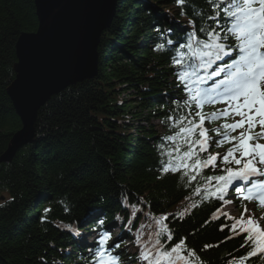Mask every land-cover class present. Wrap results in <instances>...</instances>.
Returning <instances> with one entry per match:
<instances>
[{
    "label": "trees",
    "instance_id": "16d2710c",
    "mask_svg": "<svg viewBox=\"0 0 264 264\" xmlns=\"http://www.w3.org/2000/svg\"><path fill=\"white\" fill-rule=\"evenodd\" d=\"M193 3L207 8L204 0ZM193 19L192 9L175 0H117L100 39L97 75L49 99L38 113L34 141L3 163L22 127L7 93L16 43L36 32L38 19L35 0H0V264H92L88 249L98 247L99 237L87 243V233L112 223L147 240L154 218L178 214L199 199L179 174L158 178L159 144L173 131L165 120L183 93L174 53L154 48L161 36L182 42ZM220 207L205 202L183 219L169 217L175 236L187 237L203 264H229L248 251L240 248L242 237L228 240L229 230H219L224 217L213 215ZM132 251L124 259L137 264L139 246Z\"/></svg>",
    "mask_w": 264,
    "mask_h": 264
},
{
    "label": "snow or ice",
    "instance_id": "6c2138e0",
    "mask_svg": "<svg viewBox=\"0 0 264 264\" xmlns=\"http://www.w3.org/2000/svg\"><path fill=\"white\" fill-rule=\"evenodd\" d=\"M175 3L191 8L194 19L182 42L161 36L154 48L174 53L171 62L183 93L165 120L173 131L159 144L158 178L179 174L199 198L189 208L220 203V215H213L216 220L224 217L219 230H229L228 240L242 237L240 248L248 249L229 264H247L253 258L264 264V216L249 214L246 205L239 218L221 212L233 202L227 198L229 192L241 202L255 201L264 208V0H204L206 9L193 0ZM156 31L159 35L160 29ZM45 39L43 33L25 38L26 64L43 58ZM216 105L223 108L205 112L206 106ZM206 122L216 126L206 127ZM225 145V151H214ZM189 208L154 218L155 230L148 239L136 237L137 264H203L187 237H176L170 227L169 217L183 219ZM104 225L105 219H98L97 227ZM97 235L98 247L88 249L92 264H123L124 253L118 251L123 241L110 245L111 232L106 229Z\"/></svg>",
    "mask_w": 264,
    "mask_h": 264
},
{
    "label": "water",
    "instance_id": "95a60500",
    "mask_svg": "<svg viewBox=\"0 0 264 264\" xmlns=\"http://www.w3.org/2000/svg\"><path fill=\"white\" fill-rule=\"evenodd\" d=\"M116 7L117 0H35L38 28L19 37L15 80L7 90L22 128L12 136L1 162L10 163L34 141L38 113L49 99L97 75L100 39ZM41 33L46 38L43 58L26 64L25 38Z\"/></svg>",
    "mask_w": 264,
    "mask_h": 264
},
{
    "label": "rangeland",
    "instance_id": "374dc122",
    "mask_svg": "<svg viewBox=\"0 0 264 264\" xmlns=\"http://www.w3.org/2000/svg\"><path fill=\"white\" fill-rule=\"evenodd\" d=\"M219 109L223 108V105H219L218 106ZM156 125V122L154 123ZM230 200H232L233 202L229 204V206H227V208H225V212L226 213H230L232 216H240V214L244 211V206L246 205L248 210H249V214H252L254 216H256L257 218H259L260 216H264V213H259L258 211L255 210V201L249 203L247 202L245 203H240V200L236 199L235 196L234 197H230ZM254 203V204H253ZM257 207V205H256ZM262 224H264V221H261ZM118 232V231H116Z\"/></svg>",
    "mask_w": 264,
    "mask_h": 264
}]
</instances>
